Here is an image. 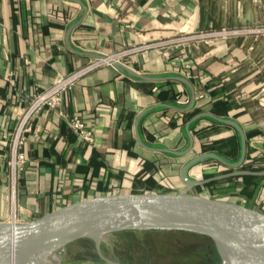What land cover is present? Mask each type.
I'll return each instance as SVG.
<instances>
[{"label":"crops","instance_id":"obj_1","mask_svg":"<svg viewBox=\"0 0 264 264\" xmlns=\"http://www.w3.org/2000/svg\"><path fill=\"white\" fill-rule=\"evenodd\" d=\"M216 26H264V0H0V221H11L7 161L18 116L34 91L98 60L95 54L115 58L128 69L109 62L90 69L54 109H42L35 116L23 146L26 160L17 183L16 223L108 192H174L186 187L182 164L202 152V139L192 133V149L186 155L152 151L138 143L135 122L145 146L185 149L188 134L180 111L159 103L184 107L190 91L178 80L153 81L138 74L197 79L195 101L206 108L209 96L202 85L210 76L230 71L228 79L237 88L232 96L238 104L247 100V106L245 111L242 105L230 109L229 118L244 132L264 129V34L207 36L168 55L159 47L127 53L176 35L219 31ZM186 63L192 65L193 76L186 74ZM258 111L262 114L253 117ZM73 114L91 130L90 143L70 128L67 118ZM209 123L207 118L195 125L198 133L216 127L206 141L234 133ZM248 146L250 155L264 151V133L250 137ZM212 170V164L198 162L188 178L202 180ZM99 180L108 184V191L99 193ZM206 183L196 184L200 191L194 185L191 192L213 197ZM262 195L264 189L253 207L264 206ZM235 198L241 205L248 202L237 193Z\"/></svg>","mask_w":264,"mask_h":264},{"label":"water","instance_id":"obj_2","mask_svg":"<svg viewBox=\"0 0 264 264\" xmlns=\"http://www.w3.org/2000/svg\"><path fill=\"white\" fill-rule=\"evenodd\" d=\"M94 56L97 59L108 60L114 66L128 69L125 64L112 57L100 54ZM137 76L153 81L163 78L174 79L188 87L190 99L186 106L176 107L159 103L160 106L182 112L189 110L195 103L194 86L191 80L183 76L148 77L143 74ZM207 116L237 131L241 149L236 161L230 162L228 158L214 151L201 152L191 156L182 164L180 175L186 184L182 190L171 192L143 189L108 192L65 204L29 222L0 221V264H15L31 252L38 256L40 250L48 245L57 244L61 247L80 238H92L98 246L99 241H96L94 235L127 229L179 230L195 233L211 241L219 254L221 264H264V211L227 199L191 192L194 185L212 179L246 173L264 174V171L251 172L239 169L245 157L246 137L244 130L235 120L229 117L221 118L208 111L196 113L185 124L188 145L183 150L145 146L137 132V120L135 122L136 138L145 149L162 151L171 155H186L192 149L193 142L192 132L189 131L190 122ZM208 158L232 170L204 180L189 179L188 171L191 166ZM158 214H163L167 220L148 222L149 218Z\"/></svg>","mask_w":264,"mask_h":264},{"label":"rangeland","instance_id":"obj_3","mask_svg":"<svg viewBox=\"0 0 264 264\" xmlns=\"http://www.w3.org/2000/svg\"><path fill=\"white\" fill-rule=\"evenodd\" d=\"M211 190L216 198L226 192L239 195L231 181L215 183ZM235 199V203H241ZM249 199L254 203L257 197ZM250 208L264 211L262 204ZM207 240L179 230L127 229L106 234L98 246L92 238H80L57 248L55 253L60 264H221L217 250L205 247Z\"/></svg>","mask_w":264,"mask_h":264},{"label":"trees","instance_id":"obj_4","mask_svg":"<svg viewBox=\"0 0 264 264\" xmlns=\"http://www.w3.org/2000/svg\"><path fill=\"white\" fill-rule=\"evenodd\" d=\"M222 27L230 28L231 26H216L217 29H222ZM205 29H210L211 27H204ZM204 29V30H205ZM240 38V37H239ZM232 73L230 71L223 72L222 74H219L217 76H210L209 81H207L205 84L202 85V87L205 89V92H207V96H209L208 102L209 106L205 108V105L197 103L195 101L194 105L189 108L187 111L180 112L182 116L183 123H186L190 120V118L195 115L198 112L202 111H210L211 113H214L215 115L219 117H229V110L232 108H236L239 105L243 106L242 111H245L246 109V101L245 99H240L238 102H236V99L232 96L231 92H235L237 88L235 87L234 81L228 79V77ZM233 79V78H232ZM235 79V78H234ZM238 80V78H236ZM191 82L194 86H197L199 81L193 78H190ZM255 91H253L250 95H253ZM257 100V99H256ZM256 102V101H255ZM258 111V113L252 114L254 117H258V115H261ZM264 116V114H262ZM209 119L212 126H223L228 129L234 130L231 126L227 124H222L210 117H201L198 118L189 124V131H192L196 136L202 139V152H208V151H214L223 157H226L230 159L231 161H236L240 154V140L239 136L236 130H234V133L231 135L224 136L223 138L218 139H208L207 141L204 139L208 135L211 134V130H216V127H212L210 131H207L204 133V131L198 133L197 129H195L196 123L201 119ZM218 131V129H217ZM264 133V129L261 127H254L250 130L245 131V137H246V152L245 157L242 162V166L239 169H246L251 172H259L264 171V151L259 152L256 155H250V152L252 149L250 146H248V140L250 137L258 134V133ZM204 139V140H203ZM205 163L212 164V166L215 168V170H212L208 173H204L202 176L203 179H208L209 177H214L217 175L225 174V172L231 170L226 165L219 164L214 159L208 158L205 161H202ZM228 182L231 181L235 186L237 187V191L239 192L240 196H244L248 199V202L244 203L245 206L252 207L251 202L249 201L251 197L253 196H260V191L264 189V174H253V173H246L242 175H231L226 176L225 178L220 179H212L209 180L208 183L205 185H214L215 183L219 182ZM97 189L99 193H104L109 190L108 184H102L101 181H97ZM196 191H200V185L195 186ZM259 192V193H257ZM258 194V195H257ZM232 197V198H231ZM264 197V195H262ZM221 199H226L232 202H236V199L233 195V193H226V194H220Z\"/></svg>","mask_w":264,"mask_h":264},{"label":"built area","instance_id":"obj_5","mask_svg":"<svg viewBox=\"0 0 264 264\" xmlns=\"http://www.w3.org/2000/svg\"><path fill=\"white\" fill-rule=\"evenodd\" d=\"M239 34H264V26L246 27L242 26L239 28H225L219 29V31L213 32H198L192 35H176L170 39L160 40L154 42V44H144L137 46L133 49H128L127 53H135L138 50H146L149 48L159 47L164 48V54L168 53L173 49L182 48L187 45L190 41L202 40L207 36L219 35H239ZM115 59V58H114ZM108 60L98 59L93 60L89 64L80 67L74 71H71L65 75H59L50 85L40 90L34 91L30 102L25 106L22 113L18 116L16 125L14 127L12 137L9 142V158L7 161L9 170V192H8V206L9 215L11 218L10 222H15L17 217V183L21 172L23 171L26 156L23 150V146L26 141V135L33 132V120L35 116L42 109H54L61 101L62 95L65 91L69 90L77 81V79L89 71L90 69L99 66ZM186 74H190L192 65L190 63L184 64ZM202 95H200L201 97ZM70 128L74 133L84 142L90 143L92 141V132L85 125L83 120L77 114H73L67 118Z\"/></svg>","mask_w":264,"mask_h":264},{"label":"bare ground","instance_id":"obj_6","mask_svg":"<svg viewBox=\"0 0 264 264\" xmlns=\"http://www.w3.org/2000/svg\"><path fill=\"white\" fill-rule=\"evenodd\" d=\"M148 219V218H147ZM157 220H167L163 214H158L153 218H149L148 222L154 223ZM96 241H103L106 234L94 235ZM59 246L57 244L48 245L46 248L40 250L38 256L31 252L24 255L21 260H18L15 264H60L58 256L55 253L56 248Z\"/></svg>","mask_w":264,"mask_h":264},{"label":"flooded vegetation","instance_id":"obj_7","mask_svg":"<svg viewBox=\"0 0 264 264\" xmlns=\"http://www.w3.org/2000/svg\"><path fill=\"white\" fill-rule=\"evenodd\" d=\"M207 241H208V245H206L205 247H207L208 249L211 247L210 249H212L214 247L213 244L211 243V241H209V240H207Z\"/></svg>","mask_w":264,"mask_h":264}]
</instances>
